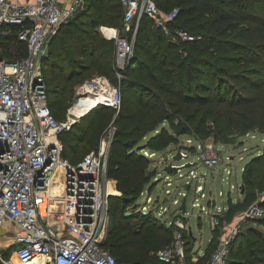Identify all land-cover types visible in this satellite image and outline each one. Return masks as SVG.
Returning a JSON list of instances; mask_svg holds the SVG:
<instances>
[{
	"label": "trees",
	"instance_id": "1",
	"mask_svg": "<svg viewBox=\"0 0 264 264\" xmlns=\"http://www.w3.org/2000/svg\"><path fill=\"white\" fill-rule=\"evenodd\" d=\"M154 2L163 12L176 8L177 13L174 20L167 23L168 33L163 27L157 26L151 17L143 15L140 18L134 38V53L137 58H145L147 75L142 72L137 74L166 97L173 95L180 98L182 93L191 95L193 87L202 86V77L208 72L207 68H210L216 76H226L246 90L247 94H253L251 99L243 98L244 101L231 102L234 95L232 88L230 101L225 98L221 101L228 108L239 104H252L249 116L234 125L238 136H243L256 127L263 128L264 93L260 90L264 89V40H261L264 36V0ZM123 14L124 7L120 0H83L82 7L60 26L50 40L47 53L41 62V69L47 101L56 118L62 119L59 116L62 103H59L57 110L54 109L57 99L73 93L74 86L85 79L104 76L111 80L113 76L114 85H117L115 42L112 38L102 36L100 27L123 30ZM178 30L186 31L193 39H182L176 33ZM128 34L130 36L131 32ZM253 35L257 39L251 41ZM25 54L26 44L18 41L14 35L0 36L2 57L11 60ZM135 62L137 60L131 65ZM232 64L238 67L243 65L233 71L229 69ZM218 78V88H226L227 83L222 84V77ZM121 82L117 85L121 96L135 88V83L127 78ZM124 109L123 101L119 112L116 108L102 104L93 106L90 112L76 123L79 125L82 119H86L87 125L84 129L79 131L74 124L68 131L60 134L62 157L71 163H78L91 151L93 143H96L95 149L98 148L102 134L97 136L95 131L90 129L98 124L95 120L100 116L107 115L102 127L110 122L117 125L109 146L107 177L115 181L118 194L109 196V223L103 247L119 264H165L158 258L157 252L171 243L173 227L154 216L152 210L143 212L137 203L145 190L149 194L153 190L151 179L155 172L149 168L151 160L143 155L141 145L138 144L143 129L137 125L127 126L129 121ZM134 119L132 116V120ZM168 138V131L161 128L150 140L148 148L160 151L167 145ZM81 143L87 147L82 157L76 160ZM263 162L262 156H256L246 163L242 182L248 183L249 171L253 174L251 165L260 167ZM110 184L112 186V182ZM112 189L114 191L113 186ZM256 201V191H247L239 202L250 205ZM239 202L234 203L229 199L226 221H230L228 218L231 210ZM244 235L249 238L248 244H245L243 235L238 233L232 243L227 264H264V235L252 227H249ZM216 237L214 233L204 254L194 262L192 258L195 243L194 237L191 236L186 247L187 264H207L216 246ZM208 252L210 254L206 257ZM13 261L12 264H20L16 259ZM36 261L39 263L38 259L34 260Z\"/></svg>",
	"mask_w": 264,
	"mask_h": 264
},
{
	"label": "built area",
	"instance_id": "2",
	"mask_svg": "<svg viewBox=\"0 0 264 264\" xmlns=\"http://www.w3.org/2000/svg\"><path fill=\"white\" fill-rule=\"evenodd\" d=\"M120 1L124 7L123 30L116 28L112 37L115 73L119 78L133 56L140 18L151 17L168 33L167 23L177 13L176 8L161 11L154 0ZM81 2L0 0V36L14 35L26 44L23 57L10 60L0 55V229L6 221L15 228L13 253L8 257L0 254V264H12L13 254L22 263L42 257V264H119L101 244L109 223V196L114 194L110 191L112 181L107 177L112 132L105 134L98 148L78 163L64 159L60 134L83 115L77 119H58L53 115L41 69L50 40ZM129 32L131 35L127 36ZM176 33L182 39H193L186 31ZM77 93L76 106L98 93L102 95L100 104L116 109L121 106L119 87L104 76L84 81ZM180 153L181 158L187 157L183 150ZM198 158L210 169L224 161L214 147L200 149ZM190 174L197 178L193 169ZM203 187L201 184L196 187L201 198L205 196ZM182 215L180 211L166 223L173 227V238L157 252L165 264H187L186 247L191 229ZM215 217L213 227L220 224ZM247 217L263 220L264 205L252 203L242 218L217 235L207 264L228 263L239 221Z\"/></svg>",
	"mask_w": 264,
	"mask_h": 264
},
{
	"label": "rangeland",
	"instance_id": "3",
	"mask_svg": "<svg viewBox=\"0 0 264 264\" xmlns=\"http://www.w3.org/2000/svg\"><path fill=\"white\" fill-rule=\"evenodd\" d=\"M121 34H124V32L121 31ZM101 35L104 36L103 34ZM126 35L129 36L128 34ZM256 39L257 37L253 35L250 40L254 41ZM261 40H264V36ZM135 60L137 62L131 65ZM145 64V58L143 56L137 58L133 52L130 62L121 71V77L119 78L116 75L117 85H120L124 78L135 83V88H131L122 94V101L125 105L124 111L127 112L125 115L127 121H129L127 126L137 125V127L143 129L138 144L141 145L143 155L151 160L149 168L155 172V176L151 179L154 185L153 190L150 194L145 190L138 198L137 203L142 211L152 210L153 215L157 217L163 208H168V211L164 215L162 214L160 218L164 223H168L173 216L180 214L179 207L185 201L186 214L182 216L191 227L192 236L196 239L193 250L203 253L212 232V222L214 220L212 212H215L217 208L224 205L228 209L229 199L234 203L239 202L247 191H256V202L264 205V162L260 167L251 165L253 174L249 171L248 183L241 180L242 168L246 163L256 156L264 158V127H256L247 131L245 135L238 136L234 125L249 116L252 104H239L233 108H228L221 101L223 98L226 101H230V97L233 94L232 88L234 89V95L231 98V102L251 99L253 94H247L246 90L231 82L226 76H216L212 69L207 68L208 72L204 73L202 77V83L204 84L200 87H193L191 95L182 93L180 98L173 95L166 97L156 87L152 86L149 81L137 74V72H142L147 75ZM241 66L238 67L232 64L229 69L237 71ZM153 76L157 79L154 73ZM218 77H222L220 78L224 82L222 84L226 85L227 83L226 88H218L216 85L219 82ZM113 78L111 76L110 81L114 84ZM158 78H160V75H158ZM82 83L74 86L73 93L57 99L58 102L54 109L57 110L59 103H62V108L59 110V116L62 119L74 118L78 107L75 104L79 99L77 91ZM260 91L264 93L263 88ZM119 109H116V111L119 112ZM132 116L135 117L134 120H132ZM106 118L107 115L100 116L95 120V123L98 122V124H95L90 129L95 131L97 136L102 134L100 141L109 132H112L113 136L117 127L113 122L102 127L107 120ZM80 119L72 124H75L79 131L87 125L86 119H82L79 125L76 124L80 122ZM176 120L177 122H175ZM183 126L187 129L186 133L176 134ZM161 128H165L168 131L170 138H168L167 145L164 148L160 151H154L148 148V145ZM88 134L90 135V133ZM86 147L84 143L80 144V152L78 151V159L76 160L82 157ZM95 147L96 143H93L90 149H95ZM206 147H214L215 150H218L224 157L223 163L213 169L206 167L198 158L200 149H205ZM179 148L180 151L183 150L187 154L186 158L175 159ZM187 163L190 165L186 167L180 166ZM175 165H178L176 166L178 167L176 173L166 171V167H175ZM224 168L231 171V173H227ZM191 169L196 172L197 178H193L192 174H190ZM163 175L169 176L172 180L171 186H166L167 183L163 182ZM198 184L204 186L203 193L205 196L202 198L196 192ZM167 188L171 190L168 194ZM114 192L118 194L116 190ZM196 199L198 200L196 201ZM210 200L213 201L215 208L210 204ZM250 205L239 202L238 205L234 206L228 218L230 221H227L228 226L242 218ZM202 206L204 209L201 208ZM222 219L225 220V218ZM249 227L264 235V219L247 217L239 221L238 233L243 235L245 244H248L249 238L244 234ZM219 232V228H217L215 234H219ZM2 238L7 241H1L3 240ZM10 242L9 236L1 237L0 235V246L3 245L2 243L7 244V253H10L14 248V245ZM209 254L210 252L207 253L206 257ZM14 259L17 260L15 254L12 256V261ZM39 261L42 264V261Z\"/></svg>",
	"mask_w": 264,
	"mask_h": 264
},
{
	"label": "crops",
	"instance_id": "4",
	"mask_svg": "<svg viewBox=\"0 0 264 264\" xmlns=\"http://www.w3.org/2000/svg\"><path fill=\"white\" fill-rule=\"evenodd\" d=\"M102 27H105V26H102ZM175 166H178V165H175ZM180 166H183V164L180 165ZM243 170H244V167L242 168V173H243ZM180 176H181V174H180ZM241 177H242V175H241ZM162 180H163L164 183H167L166 186H171L172 185V180L169 177H167L166 175H163ZM169 180H170V182H169ZM111 181H112V186H113L114 190H116V183H115V181H113V180H111ZM170 192H171V190L169 188H167V194L170 193ZM220 194H221V192H220ZM177 202H178V200H177ZM210 204L212 205V207H214L213 206L214 203H213L212 200H210ZM226 210H227V207L224 206V205H222V207L217 208V210L215 212H212L213 215H216V217L213 216V218L214 217L215 218H218L220 220V224L217 227H213V225H212L211 236H210V239L208 241V244H207L206 248L208 247L210 241L212 240V238L214 236V233L217 231V228H219V231H220L219 234H223V233H225L227 231V229H228V222L226 220H223L222 219V218H225ZM166 211H168V208H166V207L163 208V210L159 212V216L158 217L161 218V216H162L161 214L164 215ZM189 229H191L190 226H189ZM14 231H15V228L12 226V224L10 222L6 221L4 223V225H3V227L0 229V235H1V237L9 236L10 237V240H11L10 243L12 245H14V239H15ZM219 234H216V235H219ZM2 239L3 240H1V241H4V242L7 241L6 239L4 240V238H2ZM193 242L195 243L196 242V239ZM2 244L3 245L0 246V254L5 255L6 257H8L9 255H11L13 253V249L14 248L11 250L10 253H7V251H8V245L7 244H4V243H2ZM206 248L204 249V252H205ZM193 252H194V255H195L193 257L196 258V260H194V262L197 261V259L204 254V252L203 253H199V252L194 251V250H193ZM32 264H39V263L36 261V262H34Z\"/></svg>",
	"mask_w": 264,
	"mask_h": 264
},
{
	"label": "bare ground",
	"instance_id": "5",
	"mask_svg": "<svg viewBox=\"0 0 264 264\" xmlns=\"http://www.w3.org/2000/svg\"><path fill=\"white\" fill-rule=\"evenodd\" d=\"M100 31L101 33L104 35V37L106 38H112L113 35L115 34V29H112V28H108V27H100ZM102 100V95L100 93L98 94H95V95H89L88 97H86L84 100H83V103L78 105V107L76 108V114L74 116L73 119H77V117L79 115H87L88 114V111H90V109L94 106V104L97 103V105L100 104ZM204 188V187H203ZM110 191H112L113 193V189H112V186L110 184ZM196 205V204H195ZM16 255V254H15ZM17 258V257H16ZM42 257H37L31 261H29L28 263H22L19 261L20 264H32L34 263V260H41ZM42 261V260H41ZM40 263V261H39ZM41 264V263H40Z\"/></svg>",
	"mask_w": 264,
	"mask_h": 264
},
{
	"label": "water",
	"instance_id": "6",
	"mask_svg": "<svg viewBox=\"0 0 264 264\" xmlns=\"http://www.w3.org/2000/svg\"><path fill=\"white\" fill-rule=\"evenodd\" d=\"M82 5H83V0H82V2L80 3V5H79V7H78V9H80L81 7H82ZM77 9V10H78ZM62 25V24H61ZM60 25V26H61ZM60 26H59V28H60ZM186 131H187V129H186V127H182L179 131H177L176 132V134H182V133H186ZM179 158H181V153H180V148H179V150H178V152H177V154H176V156H175V159H179ZM190 164H186V165H183L182 167H186V166H189ZM177 168L178 167H172V166H168V167H166V171L167 172H170V173H172V172H174V173H176L177 172ZM115 194V193H114ZM179 210L180 211H182V213H186V205H185V201H183L182 202V204L180 205V207H179ZM189 236L191 237L192 236V232H191V230L189 231ZM103 241H104V236H103V238H102V240H101V244L103 245ZM193 241H195V239H193Z\"/></svg>",
	"mask_w": 264,
	"mask_h": 264
}]
</instances>
